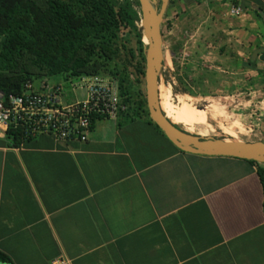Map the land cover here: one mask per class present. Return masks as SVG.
Wrapping results in <instances>:
<instances>
[{"label": "crops", "instance_id": "1", "mask_svg": "<svg viewBox=\"0 0 264 264\" xmlns=\"http://www.w3.org/2000/svg\"><path fill=\"white\" fill-rule=\"evenodd\" d=\"M169 2L183 66L195 80L198 71L215 75L198 84L264 96V0ZM159 96L187 132H214L213 104L182 95L175 105L162 84ZM218 127L245 132L239 122ZM250 135L245 142H264V116ZM257 169L181 152L148 118L126 112L94 119L85 143L0 138V264H264Z\"/></svg>", "mask_w": 264, "mask_h": 264}, {"label": "trees", "instance_id": "2", "mask_svg": "<svg viewBox=\"0 0 264 264\" xmlns=\"http://www.w3.org/2000/svg\"><path fill=\"white\" fill-rule=\"evenodd\" d=\"M139 22L136 0L134 5L128 0H0V94H20L28 80L109 77L117 83L126 113L149 119L141 89ZM129 31L136 50L125 40ZM10 137L21 143L18 131ZM247 162L258 168L264 182V164Z\"/></svg>", "mask_w": 264, "mask_h": 264}, {"label": "built area", "instance_id": "3", "mask_svg": "<svg viewBox=\"0 0 264 264\" xmlns=\"http://www.w3.org/2000/svg\"><path fill=\"white\" fill-rule=\"evenodd\" d=\"M230 13L239 16L241 9L231 7ZM67 82L75 97L69 102L64 101L60 85L50 86L46 80L25 81L17 95L0 94V138L12 141L10 132L18 131L21 143L41 136L61 143H85L94 119L115 121L127 110L119 98L116 81L109 77L81 76ZM79 90L80 97L76 93ZM255 97L260 100L249 101L245 109L252 122L250 132L260 126L264 116V96Z\"/></svg>", "mask_w": 264, "mask_h": 264}, {"label": "rangeland", "instance_id": "4", "mask_svg": "<svg viewBox=\"0 0 264 264\" xmlns=\"http://www.w3.org/2000/svg\"><path fill=\"white\" fill-rule=\"evenodd\" d=\"M122 2L123 0H119ZM131 4L134 5L135 0H128ZM157 7L160 8L161 1L155 0ZM173 7L168 3L166 8L163 22L161 24V34L163 41V52L166 56L169 57V63L163 62V68L161 70L159 84L167 86L171 91V103L178 105V97L182 95H188L196 98L199 101V104H205L209 102L216 107V111H212L209 113V125L213 128L214 132L210 135L212 138L223 139V140H232L231 136L223 133L221 129H219V123H222L225 126H229L231 123L239 122L242 128L244 129V134H237L238 139L240 141L245 140H254L252 135H250L249 125H252V122H246L244 120L245 116L248 113L245 111L248 102L251 103L256 102L255 96L258 93L255 88L252 86L249 92L243 90L237 91L236 94H240V96H230L226 93H216L215 90H212L210 87L208 88L202 82L198 84V80L206 81L208 78H213L215 75L209 71H198L195 72L196 75H201L195 80L194 74L189 69L187 70L186 66H183L187 63L188 57L183 56V48L179 50V46H176L180 43L177 37H180V32L177 31L176 20L170 19V12ZM136 27L139 29L140 24L136 23ZM187 31V30H186ZM189 33V32H188ZM185 33L187 37V41L191 42V36ZM190 35V34H189ZM125 40L127 41V45L129 48L137 49L135 44L134 32L129 31V34L125 36ZM175 42V44H173ZM178 42V43H177ZM177 43V44H176ZM176 46V47H175ZM172 50V51H171ZM170 51L172 54H170ZM175 53V54H174ZM173 55V56H172ZM134 78V75H131V79ZM143 80V79H142ZM47 83L50 86L60 85L62 87V93L65 102L73 101L74 94L70 90V82L64 80L62 76L50 77L47 80ZM71 83H74L72 80ZM196 83V86L194 85ZM143 94H144V83H142ZM77 95H81L82 91L79 90L76 92ZM241 97V99H240ZM255 100H254V99ZM252 99V100H251ZM259 100V99H258ZM257 100V101H258ZM250 103V104H251ZM220 112V113H219ZM180 127V126H179ZM182 128V127H180ZM183 129V128H182ZM259 129V127H258ZM257 130L253 128V131ZM193 135H198L194 133ZM199 136V135H198Z\"/></svg>", "mask_w": 264, "mask_h": 264}, {"label": "water", "instance_id": "5", "mask_svg": "<svg viewBox=\"0 0 264 264\" xmlns=\"http://www.w3.org/2000/svg\"><path fill=\"white\" fill-rule=\"evenodd\" d=\"M136 1L143 44L144 99L150 121L181 152L209 157L235 158L264 164V142L226 141L193 135L171 123L165 117L159 106L158 87L164 62L161 24L169 0H160V8L157 7L155 0ZM143 37L147 40V44H144ZM257 54V51L253 53L252 60Z\"/></svg>", "mask_w": 264, "mask_h": 264}, {"label": "bare ground", "instance_id": "6", "mask_svg": "<svg viewBox=\"0 0 264 264\" xmlns=\"http://www.w3.org/2000/svg\"><path fill=\"white\" fill-rule=\"evenodd\" d=\"M143 42L144 44H147V40L143 37ZM163 61H165V54L163 56ZM158 100H159V106L161 111L163 112V114L165 115V117L173 124L177 125V123L175 122L174 118L172 117V115L170 114V111L168 110V107L166 105V103L160 98L159 96V87H158ZM178 126V125H177ZM203 137V136H201ZM232 140H226V141H240L238 139V137H231Z\"/></svg>", "mask_w": 264, "mask_h": 264}, {"label": "clouds", "instance_id": "7", "mask_svg": "<svg viewBox=\"0 0 264 264\" xmlns=\"http://www.w3.org/2000/svg\"><path fill=\"white\" fill-rule=\"evenodd\" d=\"M138 14H139V10H138ZM139 17H140V15H139ZM139 24H140V22H139ZM141 29V28H140Z\"/></svg>", "mask_w": 264, "mask_h": 264}]
</instances>
